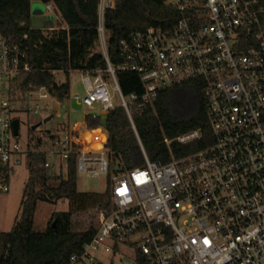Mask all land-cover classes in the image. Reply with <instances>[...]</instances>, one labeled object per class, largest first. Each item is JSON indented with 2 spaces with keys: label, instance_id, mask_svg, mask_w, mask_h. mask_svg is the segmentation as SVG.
I'll return each instance as SVG.
<instances>
[{
  "label": "built area",
  "instance_id": "built-area-1",
  "mask_svg": "<svg viewBox=\"0 0 264 264\" xmlns=\"http://www.w3.org/2000/svg\"><path fill=\"white\" fill-rule=\"evenodd\" d=\"M166 4L180 12L177 21L132 31L121 40L117 62L109 56L103 24L114 0H101L99 42L107 67L48 69L59 88L69 77L71 86L74 74L81 77L84 93L65 99L45 86L12 85L36 68L20 45L0 33V190L9 191L5 173L38 150V137L21 131L19 112L48 109L50 103H42L47 98L64 108L74 101L91 109L73 122L70 111L65 130L40 136L47 167L56 161L66 173L67 160L76 154L78 174L106 175L112 191V210L98 214L96 235L64 264H103L100 259L122 244L133 247V264H141L137 250L150 264H264V0ZM46 8L59 18L53 3ZM119 70L136 72L142 92L125 94ZM198 80L208 98L212 143L167 163L151 160L144 150L146 163L134 168L114 157L99 119L123 107L138 135L135 118L163 90ZM203 136L202 129H194L166 143L188 145Z\"/></svg>",
  "mask_w": 264,
  "mask_h": 264
},
{
  "label": "trees",
  "instance_id": "trees-1",
  "mask_svg": "<svg viewBox=\"0 0 264 264\" xmlns=\"http://www.w3.org/2000/svg\"><path fill=\"white\" fill-rule=\"evenodd\" d=\"M53 3L60 19L49 21L47 29L32 24L33 3ZM101 0H0V33L11 44H18L30 56L36 69L23 72L13 81L14 87L28 90L45 86L65 99L71 91L70 77L64 86L56 85L48 69H96L107 67L104 54L96 51L100 34ZM180 12L166 0H114L106 8L103 24L107 34L108 53L112 60L121 61V40L128 39L132 31L151 26L169 27ZM117 76L125 94L143 90L139 75L130 70H119ZM109 131L108 146L114 157L124 161L128 168L146 163L149 158L164 163L173 157H182L213 142L214 137L208 114V98L203 82L189 81L163 90L153 105L135 118L137 132L123 107H116L101 120ZM89 123H94L89 118ZM202 129V139L188 145L176 141L170 145L166 139ZM31 129V135L34 134ZM52 132H48V136ZM36 150L26 163L29 178L21 201L20 215L10 231L0 232V264H64L79 252L84 243L94 238L99 220L96 213L112 210V191L80 192L78 190L77 155H70L66 173L57 172L56 161L47 167V154L40 151L42 139L38 137ZM11 173H5L7 182ZM69 201V210L54 211L45 230L35 228L38 202ZM83 214L84 221L79 217ZM120 245L116 246L115 252ZM141 264H150L137 250Z\"/></svg>",
  "mask_w": 264,
  "mask_h": 264
},
{
  "label": "rangeland",
  "instance_id": "rangeland-1",
  "mask_svg": "<svg viewBox=\"0 0 264 264\" xmlns=\"http://www.w3.org/2000/svg\"><path fill=\"white\" fill-rule=\"evenodd\" d=\"M44 6L45 13L50 20H54L55 15L46 8V4L41 1H35L33 7ZM57 20L60 19L56 18ZM33 27L35 24L33 23ZM40 28V27H38ZM47 29V27H42ZM107 39V34H106ZM98 51H101V43L99 42L96 47ZM71 95L84 93V87L82 84L81 77L78 74H74L71 80ZM116 101H119L116 99ZM44 105L50 103L48 109L40 110L38 112H19L18 120L22 127V132H27L28 129H32L33 125L42 123L36 130H34L33 138L44 136L50 138L48 132L55 133V131L65 130L66 127V115L69 114L68 119L70 122L82 121L86 112L91 111L89 107L76 104L74 101H69L64 108L59 101L47 98L42 100ZM48 119V121H46ZM57 172L60 173L59 167ZM30 172L27 163L24 161L23 164L18 165L14 168L11 173L9 182H4L9 186V191L0 190V232L10 231L14 225L15 219L20 215L21 201L23 198L26 183L28 181ZM78 190L80 192H104L109 187V180L106 175L97 177H87L79 174L77 181ZM60 210H69V201L60 200L57 202H38L36 213H35V228L39 231L45 230L48 221L51 217L52 212ZM82 221L87 218L83 214L79 216ZM98 218V214L96 213ZM103 264H133L135 260V252L133 247L128 245H120V249L112 254H106L100 259Z\"/></svg>",
  "mask_w": 264,
  "mask_h": 264
},
{
  "label": "water",
  "instance_id": "water-1",
  "mask_svg": "<svg viewBox=\"0 0 264 264\" xmlns=\"http://www.w3.org/2000/svg\"><path fill=\"white\" fill-rule=\"evenodd\" d=\"M33 16H32V24H35V28H42V27H47L49 25V18L47 17L45 13V8L44 6H38V7H33ZM48 121V119H46ZM42 123H38L36 125H33V129H37ZM18 126H19V121L16 119L14 121V129L15 133H18ZM99 264V263H98Z\"/></svg>",
  "mask_w": 264,
  "mask_h": 264
},
{
  "label": "crops",
  "instance_id": "crops-1",
  "mask_svg": "<svg viewBox=\"0 0 264 264\" xmlns=\"http://www.w3.org/2000/svg\"><path fill=\"white\" fill-rule=\"evenodd\" d=\"M26 162V161H25Z\"/></svg>",
  "mask_w": 264,
  "mask_h": 264
}]
</instances>
